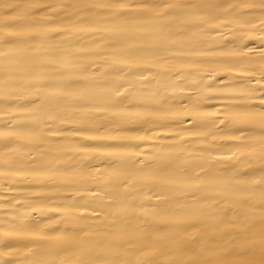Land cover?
Returning <instances> with one entry per match:
<instances>
[{"label":"snow or ice","instance_id":"6c2138e0","mask_svg":"<svg viewBox=\"0 0 264 264\" xmlns=\"http://www.w3.org/2000/svg\"><path fill=\"white\" fill-rule=\"evenodd\" d=\"M232 72L264 85V0H0V264H264V86Z\"/></svg>","mask_w":264,"mask_h":264},{"label":"bare ground","instance_id":"6f19581e","mask_svg":"<svg viewBox=\"0 0 264 264\" xmlns=\"http://www.w3.org/2000/svg\"><path fill=\"white\" fill-rule=\"evenodd\" d=\"M12 3L14 4H18L21 6L24 5H29V4H49V3H57V2H61V0H11ZM63 2H81V3H91V2H95V0H63ZM165 2L167 3H171V4H211V3H218V2H222V0H165ZM234 2H236V0H234ZM246 2H254V3H258L259 0H246ZM258 29H237L236 33H237V38H239L238 34L240 32H257ZM230 39L232 37H229ZM244 41L246 44H248L249 46L253 47V48H259L261 45V37L259 35H253V36H245L244 37ZM218 58H223V57H209V59H218ZM236 59H252V60H258L259 59V51L256 52H250V53H246L244 56L241 57H236ZM258 67V65H257ZM221 75H223V73H221ZM228 75L236 77L235 80L230 81L231 83L236 84L238 87L239 86H248V87H255V88H260L264 85H261L259 83H256V80L259 79L258 76L256 77H249V76H239L237 73L232 72V73H228ZM216 79H219V76L216 77ZM252 79L253 83L251 85H247L246 82ZM243 82V83H242ZM206 83H214V81H207ZM220 85H217V87H219ZM213 94V93H210ZM258 102V101H257ZM215 104H209L208 107L212 108L214 107ZM184 117H178L177 119H183ZM183 127L186 128H190L191 125L190 124H185ZM156 135L159 136H170L173 135L172 132H168V131H160L157 132ZM186 139L190 138V137H185ZM208 141L209 143H215L216 145H220V144H230V143H234L236 141H232L229 140L227 138H220L217 137L215 139V141H213V138L211 136L208 137ZM140 142V141H137ZM155 141L151 140L150 138H146L144 143L146 144H150V143H154ZM149 149L147 147H145V149H143V151H148ZM214 151H219L221 153H227L228 149L226 148H218V149H214ZM93 155H95V153H93ZM240 164L241 169L242 170H246L248 168L247 164H241L240 163V159L238 157H234L232 159H224L222 160L217 167L218 168H231L234 167L236 165ZM0 192H2L3 195H7V196H14V195H22L24 193H19V192H3V190H0ZM49 195H55V194H49ZM66 195V194H65ZM238 212L241 213V220H243V210L242 209H237ZM45 215H53V216H57L60 215V213L57 212H51V211H47L45 210ZM247 215H249L250 217H254V219H251L246 223V228H247V235L251 238L253 236H258L259 232H260V226H261V220L259 217V212L256 211L254 213H248ZM229 220L231 221V223H238L239 221L236 220H232L231 217H229ZM60 224L59 222H56L54 224H51L49 226V229L51 228H56L59 227ZM241 231V229H234V228H224L223 232H222V236L223 237H227V239H231V237L229 236V233H239ZM227 239L224 240V243H227Z\"/></svg>","mask_w":264,"mask_h":264}]
</instances>
